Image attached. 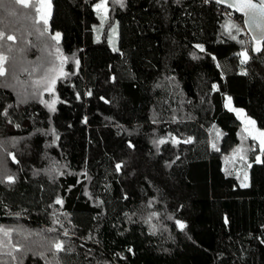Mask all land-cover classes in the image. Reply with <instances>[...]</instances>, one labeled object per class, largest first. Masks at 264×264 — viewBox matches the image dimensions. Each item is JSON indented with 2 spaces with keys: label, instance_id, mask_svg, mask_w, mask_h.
I'll return each instance as SVG.
<instances>
[{
  "label": "trees",
  "instance_id": "1",
  "mask_svg": "<svg viewBox=\"0 0 264 264\" xmlns=\"http://www.w3.org/2000/svg\"><path fill=\"white\" fill-rule=\"evenodd\" d=\"M98 2L50 0L44 25L0 0V264H264V154L235 112L264 132V40L213 0H108L103 22ZM105 133L145 200L122 196Z\"/></svg>",
  "mask_w": 264,
  "mask_h": 264
},
{
  "label": "rangeland",
  "instance_id": "2",
  "mask_svg": "<svg viewBox=\"0 0 264 264\" xmlns=\"http://www.w3.org/2000/svg\"><path fill=\"white\" fill-rule=\"evenodd\" d=\"M34 6H37L40 8V13H35V17L37 18V22L40 21L41 23L44 24L43 19H40L41 16L44 17V19H47V24L49 23V17H50V12H51V4L50 0H28V5L27 7H31L34 10ZM108 6V5H107ZM24 7V5H23ZM109 9V7H108ZM98 14L102 17L104 15L103 9L97 10L95 9ZM35 12V11H34ZM46 25V24H44ZM234 34V33H233ZM235 35V34H234ZM55 36V35H54ZM236 36V35H235ZM55 42L60 40V37L57 39H53ZM0 54H2L6 59L0 63V67L5 69L4 65L5 62L7 61L8 56L5 55L7 49H4L2 46H0ZM57 51V49H55ZM55 62L52 63L49 66V69L47 70H42L41 72V78L37 79L39 82L38 84L40 85L42 83L41 87V96L43 97L44 102H48V107L49 104L52 105V107H49V109H53L56 107V102H58V99L55 95V85L51 91L45 90L46 84L49 80H51L53 77H56V81L58 80L59 77L64 76V63L63 59L58 57V54L55 53ZM56 83V82H55ZM37 84V83H36ZM37 84V85H38ZM38 85V86H39ZM47 95V97H45ZM227 107L228 109H233L232 105L230 102H227ZM237 116L240 118L242 122V131L244 133V136L248 138H252L253 140L256 141V143L260 146V131L254 123H252V120L246 117V115L243 113L241 110H235ZM101 144H102V149L103 152L112 154L114 156V166L115 170L119 175V178L122 183V190L121 194L124 197L125 200H128L131 197H136L139 201L145 200V198H142L140 196L136 195L137 188H138V183H139V177L142 172V165L139 162V159L135 157L133 154L131 148L126 145V149H121L119 145L116 144V142H119L118 139L113 140L112 142L108 141L107 134H101ZM243 151L239 150L237 154H234L231 156V158H228L226 160L227 164H230L231 166H235V162L238 160V158L241 156L240 154ZM120 164L121 167L119 169L116 168V165ZM236 173L240 175L242 173L243 175V184H246L248 182V176L246 173V170L243 169H238L236 170Z\"/></svg>",
  "mask_w": 264,
  "mask_h": 264
},
{
  "label": "snow or ice",
  "instance_id": "3",
  "mask_svg": "<svg viewBox=\"0 0 264 264\" xmlns=\"http://www.w3.org/2000/svg\"><path fill=\"white\" fill-rule=\"evenodd\" d=\"M15 2L17 4H22L25 7H27V5H28V0H15ZM216 2L217 3H223L224 0H216ZM113 3L114 4L115 3H119L120 6H123V0H113ZM260 3H261V5H264V0H260ZM107 5H108V0H99V2L94 5V8L97 9V10L103 9L104 15L101 18L102 22H103L104 19H107V14H108V11H109ZM229 6L231 7V5H229ZM247 6L249 8V12L246 13V15L249 16V20L251 21V23L254 24L257 29H259V31H260L259 39L260 40H264V6H262V7L257 9V6L254 5V4H251L250 0H248ZM34 11H35V13H40L41 10H40L39 7L34 6ZM40 19H43L44 24H47V19H44L43 16H41ZM248 22L249 21H245V23H248ZM233 27H236V26H233ZM37 30L39 31V29H37ZM237 30H239V29L237 28ZM41 34H43V33H41ZM59 36H60V34L56 33L55 36L52 37V39H57V38H59ZM232 38L235 39L234 36ZM2 39H4V33L0 32V40H2ZM13 39H14V36H12V35H8L7 36V40H13ZM241 43H243V42L241 41ZM196 47L201 49V51L204 50L202 45H197ZM255 50L256 51H260L259 46H257V48ZM241 55L244 56L245 59H247V52L246 51L242 52ZM193 57L194 58H198L195 54H193ZM5 59H6V57H4L2 54H0V63H2ZM77 64H78V61H77ZM3 74H4V70H3L2 67H0V75H3ZM64 75H67V73H64ZM55 82H56V77H53L51 80H49L47 82L45 90L51 91L53 89L54 85H55ZM36 83H39V82H36ZM88 94L91 95V93H88ZM227 100L230 102L231 97H228ZM45 103H48V102H45ZM49 107H52V105L49 104ZM52 110H54V108ZM3 114L7 115L6 111ZM252 123H255V122L252 121ZM260 137H261V139H260V152H261V154H264V132L260 133ZM160 143H164V141L161 140ZM13 159H14V157H13ZM256 162H260V157L259 156L256 157ZM120 167H121L120 164L116 165L117 169H119ZM7 180L10 181V182H14V177L8 176ZM56 203L62 204L63 201L58 199L56 201ZM176 224H177V226L179 228L183 229L184 225H183L182 222L177 220ZM61 227H63V225H61ZM47 231H56V229H54V228L53 229H48ZM68 234L69 233H68L67 230H65L63 232L64 236H67ZM5 235H7V233H5ZM53 246L57 250H62L63 241H56V242H54Z\"/></svg>",
  "mask_w": 264,
  "mask_h": 264
},
{
  "label": "water",
  "instance_id": "4",
  "mask_svg": "<svg viewBox=\"0 0 264 264\" xmlns=\"http://www.w3.org/2000/svg\"><path fill=\"white\" fill-rule=\"evenodd\" d=\"M213 1L217 3L216 0ZM250 3L256 5L257 9L264 6L261 5L260 0H250ZM217 4L236 12L238 15H240L243 18L244 27L247 33L249 34V37L252 39V41L253 40L263 41L259 39L260 37L259 29H257L255 25L251 23V21L249 20V16L246 15V13L249 12V8L247 6L248 0H224L223 3H217ZM229 5H231V7ZM245 21H249V22L245 23Z\"/></svg>",
  "mask_w": 264,
  "mask_h": 264
},
{
  "label": "built area",
  "instance_id": "5",
  "mask_svg": "<svg viewBox=\"0 0 264 264\" xmlns=\"http://www.w3.org/2000/svg\"><path fill=\"white\" fill-rule=\"evenodd\" d=\"M220 6V5H219ZM221 8H225V7H222V6H220ZM225 9H227V8H225ZM227 10H230V9H227ZM230 11H232V10H230Z\"/></svg>",
  "mask_w": 264,
  "mask_h": 264
}]
</instances>
